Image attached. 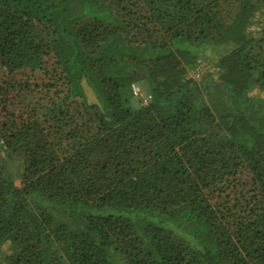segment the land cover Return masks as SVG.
Returning <instances> with one entry per match:
<instances>
[{"label": "trees", "instance_id": "obj_1", "mask_svg": "<svg viewBox=\"0 0 264 264\" xmlns=\"http://www.w3.org/2000/svg\"><path fill=\"white\" fill-rule=\"evenodd\" d=\"M252 89L264 0H0V264H264Z\"/></svg>", "mask_w": 264, "mask_h": 264}, {"label": "rangeland", "instance_id": "obj_2", "mask_svg": "<svg viewBox=\"0 0 264 264\" xmlns=\"http://www.w3.org/2000/svg\"><path fill=\"white\" fill-rule=\"evenodd\" d=\"M230 49V47H225V46H221L220 48H218V46L216 47H211L209 49H207L206 51L203 52H199V59H200V63L202 62H210L211 64L215 65L217 67V63L220 61V59L228 52V50ZM192 71V70H191ZM210 74H206L205 77H207ZM204 77V78H205ZM145 92H149V89L146 85V83H140L138 84ZM253 91L250 93V97L252 98L251 100H259V101H264V90L261 89H252ZM230 92V91H229ZM92 100H96V97L92 95ZM135 102L137 105H141V101L139 98H135ZM17 185H20V182L17 181ZM106 214H126V212L124 211H119L117 209H107L105 211ZM127 215V214H126ZM69 221L72 222V227H76L78 224L77 220H72V219H68ZM190 231V230H187ZM3 256H0V261L2 260ZM108 257L110 259L111 262L115 263V264H127L126 261L124 260V258L118 253L116 252V250L114 248L109 249L108 251Z\"/></svg>", "mask_w": 264, "mask_h": 264}, {"label": "built area", "instance_id": "obj_3", "mask_svg": "<svg viewBox=\"0 0 264 264\" xmlns=\"http://www.w3.org/2000/svg\"><path fill=\"white\" fill-rule=\"evenodd\" d=\"M252 30L259 31L260 28L253 26ZM220 71L218 67L211 64L210 62L200 63L194 70L191 72V78L196 81H202L206 74H216ZM134 95L139 98L143 105H148L152 101L153 97L150 92H145L140 86H133Z\"/></svg>", "mask_w": 264, "mask_h": 264}]
</instances>
